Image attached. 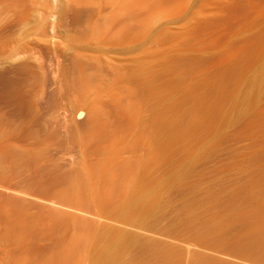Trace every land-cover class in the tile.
Instances as JSON below:
<instances>
[{
  "label": "rangeland",
  "instance_id": "obj_1",
  "mask_svg": "<svg viewBox=\"0 0 264 264\" xmlns=\"http://www.w3.org/2000/svg\"><path fill=\"white\" fill-rule=\"evenodd\" d=\"M263 66L264 0H0V264H90L112 229L135 239L119 264H264L247 247L264 220ZM146 158L145 217L67 187L106 168L131 187ZM229 203L242 220L223 221Z\"/></svg>",
  "mask_w": 264,
  "mask_h": 264
},
{
  "label": "bare ground",
  "instance_id": "obj_2",
  "mask_svg": "<svg viewBox=\"0 0 264 264\" xmlns=\"http://www.w3.org/2000/svg\"><path fill=\"white\" fill-rule=\"evenodd\" d=\"M121 1V0H120ZM130 4V3H129ZM129 6V5H128ZM98 28V27H97ZM99 31V30H98ZM101 31V30H100ZM94 32H95V29H94ZM93 32V33H94ZM97 32V31H96ZM91 33V32H90ZM96 35H94V37H95ZM92 38V37H91ZM84 62V61H83ZM80 67V66H79ZM263 68H264V66H263ZM82 75V74H81ZM84 76V75H83ZM89 77H90V75H89ZM259 77V76H258ZM255 79V78H254ZM81 86L84 88H87V86L89 85H91V83H90V79L89 78H86V75H85V78H83L82 79V77H81ZM252 82H253V84L254 85H258V83H260L261 82V80H260V78L259 79H255L254 81L252 80ZM81 86H80V89H81ZM262 86V85H261ZM79 87V86H78ZM77 87V88H78ZM262 88V87H261ZM220 89V88H219ZM254 89H256V88H254ZM84 91V90H83ZM219 91V90H218ZM253 92V91H252ZM255 92V91H254ZM86 93V92H85ZM84 93V94H85ZM220 93V92H219ZM216 95V94H215ZM257 95V94H256ZM81 96V95H80ZM258 97V96H257ZM259 99V98H258ZM252 101H253V98L251 99ZM251 101V102H252ZM118 102V101H117ZM125 106V105H124ZM124 106H121L122 107V109H123V107ZM207 106V105H206ZM205 106V108H207L208 110H209V108L211 107V105H208V107H206ZM205 110V111H207V112H209L208 110ZM133 114V113H132ZM134 115V114H133ZM127 117H128V115H127ZM162 118V117H161ZM160 120V118L158 119V122H159V124H157L158 125V127L161 125L160 124V122L162 121L163 122V120L164 119H162L161 121H159ZM163 123H165V122H163ZM101 125V124H100ZM90 126V125H89ZM88 126V127H89ZM98 127V126H97ZM157 127V128H158ZM101 129V128H100ZM163 129V125H162V127L160 126V128L158 129V131L160 132V130H162ZM177 129V128H176ZM97 130V129H96ZM99 130V129H98ZM183 131V130H182ZM178 132V131H177ZM175 135V134H174ZM179 135V134H178ZM172 137V136H171ZM176 137H177V134H176ZM175 137V138H176ZM156 140V139H155ZM156 141H158V142H156ZM155 142H156V144L155 145H153L155 142H152L153 144V148H158V149H156V150H158V152H160V154H162L163 152H164V150H166L167 149V147L166 146H168V141L166 142V141H162V142H160L159 141V139L158 140H156ZM151 145V146H152ZM156 146V147H155ZM166 148V149H165ZM147 160L146 161H141V162H139V163H137V165H136V171L134 172V174L130 177V180H131V178L132 177H134V179L137 181L136 182V184L135 183H132V185L133 186H131V187H129L128 186V188H126V186L124 187L123 186V182L125 183V181H123V182H121L122 180H124L123 178H122V180H118V181H120V182H116L115 180H114V182H107V180H109L110 179V177H109V174H110V171H109V174L107 173V172H105V170H107L108 168H106L105 170H104V173H103V176L100 178V181L101 182H97V184L95 183L94 184V186H93V183H92V180H91V178L92 177H90V175H89V177H81L80 179H79V177H78V180L76 179V180H70V182H68V186L67 187H69L68 189H69V191H71V192H74L75 194H78V195H82V194H87V193H89V194H91L90 192H93L95 195L97 194L98 196H96L95 198H99L98 200H101V202H102V199L103 200H105V198H109L110 199V197L109 196H112V195H115V194H123L124 196H123V199L121 198V200L119 199V203L118 202H116L117 204H111V207L110 206H108L107 208H111L110 209V212H113L114 214H115V212H116V214L118 215H123V219L124 220H126V219H128L129 220V218L128 217H130V219H131V217H145V215H148V214H150L155 208H156V206H157V202H156V200L154 201V199L156 198L157 199V190L156 189H158V187H159V185L158 184H155V185H153L152 183L153 182H151V180H150V178H149V160H148V158H146ZM98 166V165H97ZM108 166V165H107ZM95 167V166H94ZM101 168V167H100ZM97 169H98V167H97ZM111 169V168H110ZM108 171V170H107ZM125 171H127V169L125 170ZM91 172H92V170H91ZM94 172V171H93ZM113 173H114V171H113ZM122 173H124V172H122ZM121 173V176H123V174ZM127 173V172H126ZM132 173V172H131ZM83 174V173H82ZM117 174V173H116ZM178 174H180L179 172H177V176H179ZM95 175V174H94ZM93 175V176H94ZM98 175V174H97ZM124 175H128V174H124ZM78 176V175H77ZM81 176V175H80ZM177 176H175V177H177ZM108 177H109V179H108ZM114 176H112L111 177V179H114L113 178ZM117 177H118V175H117ZM124 177V176H123ZM126 177V176H125ZM71 179H72V177H70ZM77 178V177H76ZM121 178V177H120ZM129 178V177H128ZM178 178V177H177ZM127 179V178H126ZM106 180V182H103V181H105ZM112 181V180H111ZM132 181H133V178H132ZM151 182V183H150ZM107 183V184H106ZM108 183H110V184H108ZM97 186V188H96V186ZM107 186V189L105 188V186ZM158 185V186H157ZM104 186V187H103ZM109 187V188H108ZM157 187V188H156ZM64 190H66V189H64ZM68 191V190H67ZM66 191V192H67ZM102 191H104L103 193H101ZM157 191V192H156ZM155 194H156V196H155ZM72 195H73V193H72ZM92 196H93V194H92ZM122 196V195H121ZM90 199H91V197H90ZM94 199V198H93ZM114 199V198H113ZM97 200V201H98ZM233 200V202H234V199H232ZM91 201H92V199H91ZM105 201H107V199L105 200ZM99 202V201H98ZM100 202V203H101ZM230 202H232V201H230ZM97 204V203H96ZM99 204V203H98ZM102 204H104V203H102ZM101 204V205H102ZM105 205V204H104ZM110 205V204H109ZM259 208V207H258ZM261 208H263V207H261ZM109 210V209H108ZM108 210H106L107 212H108ZM113 210V211H112ZM259 210H261V209H259ZM224 213L226 214H223L224 215V217L226 218H224L225 220H223V221H225V223H227L228 224V222H230V221H232V220H242V218H244L245 216H243L242 215V217H241V214H239V212H237L235 209H234V206H232V203H229L228 205H226L225 207H224ZM255 212H257L256 210H255ZM259 212V211H258ZM262 212V211H261ZM240 213H242V212H240ZM260 213V212H259ZM108 214H110V213H108ZM136 214H138L139 216H137ZM243 214V213H242ZM253 214V213H252ZM255 214V213H254ZM253 214V215H254ZM118 215V216H119ZM133 215V216H132ZM136 215V216H135ZM114 216H116V215H114ZM118 216H117V218H118ZM122 217V216H121ZM264 217V216H263ZM227 218H228V220H227ZM260 218H261V216H260ZM120 219V218H119ZM122 219V218H121ZM264 219V218H263ZM226 220L228 221V222H226ZM245 220V219H244ZM246 220H247V218H246ZM22 221H24V220H22ZM215 221V220H214ZM21 222V221H20ZM25 222V221H24ZM23 222V224H25ZM66 222V221H65ZM231 223V222H230ZM21 225H22V223H20ZM82 224V223H81ZM214 224V223H213ZM246 224V223H245ZM247 224H248V227H247V229H249V231H251V233H252V235H250V239H247V240H249V242H247L246 244H247V247H248V250L249 249H251L252 250V252L253 253H257V254H260V256H262L263 258V260H264V220L263 221H259V223L258 222H255L254 220L252 221V222H247ZM16 225V224H15ZM79 225V224H78ZM222 225V224H221ZM243 225H244V222H243ZM242 225V226H243ZM13 226V225H12ZM17 226H19V224H17ZM80 226H82V225H80ZM80 226H78V227H80ZM219 226V225H218ZM245 226H247V225H245ZM22 227L24 228L25 226H23L22 225ZM21 227V228H22ZM27 227V226H26ZM84 227V226H83ZM222 227V226H221ZM10 228H11V226H10ZM220 229V227H217L216 226V224L213 226V225H210V227H208L207 229H206V234H215V232H217L219 229ZM81 229V228H80ZM218 229V230H217ZM23 230H26V229H23ZM12 231H13V227H12ZM18 231H20V230H18ZM83 232L84 231H86L85 230V228H84V230H82ZM8 232V231H7ZM10 233H11V231H10ZM14 233V232H13ZM27 234V233H26ZM8 235V234H7ZM11 235V234H10ZM105 235H106V237H105ZM13 236V235H12ZM81 236H84V234H82ZM85 236H86V234H85ZM84 236V237H85ZM208 236H210V235H208ZM131 235H129V234H127L126 232H123V231H120V230H114V229H112L111 231H109V232H104V236H103V234L102 235H100L98 238H96V241H97V247H96V249H95V251L93 252V254L92 255H90L89 256V259H90V264H119L118 263V261H119V258H120V255H122L124 252H125V249L127 250L128 249V246H130L129 244H130V241H131V243H132V240H130V239H132L133 238V242H134V237H132ZM136 238V237H135ZM200 238V237H199ZM206 238H208V237H206ZM75 240L74 241H76V238H74ZM81 238L79 237V241L78 242H81L82 243V240H83V238H82V240H80ZM85 240V239H84ZM83 240V241H84ZM138 240V239H137ZM76 241V242H77ZM66 242V241H65ZM241 242V241H240ZM129 243V244H128ZM75 244V243H74ZM78 243H76L75 245H74V247L77 245ZM80 244V243H79ZM82 244H84V243H82ZM82 244H80V245H82ZM128 244V245H127ZM65 245V244H64ZM80 245H77V246H80ZM63 246V245H62ZM70 246H71V244H70ZM69 246V247H70ZM154 246V245H153ZM153 246H152V248H153ZM156 246V245H155ZM241 246V245H240ZM73 246H72V250L71 249H69V254H71L70 253V251H72V253L74 252V250H78L79 249V251H81L80 250V247H82V246H80V247H75L74 248ZM242 247V246H241ZM62 248H65L64 246L62 247ZM151 248V247H150ZM149 248V251L151 250ZM156 248V247H155ZM74 249V250H73ZM158 249V248H157ZM160 249V248H159ZM62 251H63V249H61ZM148 250V249H147ZM244 250V249H243ZM251 250H249V251H251ZM124 251V252H123ZM155 251V250H154ZM166 251V250H165ZM35 252V251H34ZM64 252L66 253L67 252V249H66V251H65V249H64V251H63V254H64ZM78 252V251H77ZM160 252V253H159ZM68 253V252H67ZM76 253V252H75ZM171 252L170 251H168V252H163L162 251V253H161V251L160 250H158V253L157 254H153L154 255V259H152L151 261H147V263L146 264H173V262H172V260H171V257H170V254ZM33 254H35V253H33ZM59 254V253H58ZM32 255V254H31ZM60 255V254H59ZM65 256H66V254H64ZM64 255H62V256H64ZM152 255V254H151ZM61 256V257H62ZM68 256V255H67ZM75 256V255H74ZM259 256V257H260ZM60 258V257H59ZM63 258V257H62ZM64 258H66V257H64ZM65 260V259H64ZM121 260V259H120ZM62 261H63V259H62ZM61 262V261H60ZM121 263V262H120ZM60 264H64V261H63V263L61 262ZM144 264H145V262H144Z\"/></svg>",
  "mask_w": 264,
  "mask_h": 264
}]
</instances>
